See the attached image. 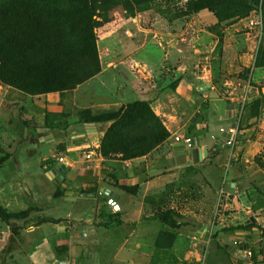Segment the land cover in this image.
<instances>
[{"label": "crops", "instance_id": "obj_1", "mask_svg": "<svg viewBox=\"0 0 264 264\" xmlns=\"http://www.w3.org/2000/svg\"><path fill=\"white\" fill-rule=\"evenodd\" d=\"M168 45L164 47L169 52ZM167 57L173 60L172 55L167 54ZM143 60L144 57L135 52L107 51L99 73L76 88L61 92L32 95L0 82V147L8 153L0 163V205L12 212L36 208L27 217L13 219L10 224L0 219V264H57L61 261L71 264L67 256L74 245L83 251L88 238L99 237L98 232L114 235L117 244L121 243L118 249L131 242L138 250L148 243L151 246L147 250H152L160 232L177 230L156 218L155 211L165 209L181 215L178 240L189 242L196 249L214 235L217 246L227 245L228 251L237 253L240 263L250 262L247 251L250 240L256 239V230L247 224L254 222L249 219L255 197L250 196L252 190L243 188L245 178L236 167L224 169L229 161L228 146L221 132L229 131L217 126L230 121L234 115V109L223 103L221 92L245 91L244 79L233 74H217L212 68L200 71L181 62L176 83L165 93L161 92L153 71ZM86 85L104 89L109 99L84 106L82 99L88 95L80 98L79 93ZM148 89L151 98L156 97L155 107L169 131L168 138L147 154L124 160V163L115 159L107 162L98 151L87 158L88 148L99 147L102 131L94 121H79L80 110L88 106L93 109L122 107L142 97L146 99ZM96 90H90L89 99ZM208 100L213 110L205 109ZM204 110L208 112L210 133H217L212 144L207 145H201L203 137L197 133L204 124L194 120V114ZM55 116L60 120L51 123L49 119ZM64 116L66 125L60 124ZM87 122L94 123L95 133L88 135ZM191 124L194 128L189 132ZM80 127L85 130L86 140L77 133ZM57 132L63 133L61 140H57ZM177 135L189 137V145L175 140ZM218 137L221 140L217 141ZM195 141L198 144H194ZM56 145L60 153H55ZM36 146H43L44 151ZM193 147L207 148L197 162H193L190 152ZM2 154L0 152V157ZM234 154L237 155L238 150ZM60 155L65 157L62 162L58 160ZM57 163L68 167L63 179L56 170ZM71 175L73 178L68 179ZM87 176L95 177L99 184L97 191H92L94 195H84L81 191L89 184ZM60 180L63 186V182L72 184L65 198H72L78 207L65 211L61 201L60 209L52 213L49 203L59 202L60 198L49 193L48 188L53 181ZM232 182L234 186H230ZM120 185H137L138 188L135 193H129ZM231 188L235 190L233 193ZM75 191L78 194L75 195ZM104 203L109 204L111 213L115 214L106 227L98 223L102 220L100 204ZM114 204L118 209L113 208ZM259 213L255 212L257 221L254 223L264 226V214L258 216ZM43 217L54 221L40 222ZM239 225L242 227L238 228ZM118 228H131L129 237L135 236L133 241L112 234ZM222 236L229 237L230 241L224 244ZM41 245L51 250L50 259L42 258L38 248ZM60 245L67 246L68 251H58ZM175 249L178 254L188 255L180 245ZM144 260L150 263L152 254L145 253Z\"/></svg>", "mask_w": 264, "mask_h": 264}, {"label": "rangeland", "instance_id": "obj_2", "mask_svg": "<svg viewBox=\"0 0 264 264\" xmlns=\"http://www.w3.org/2000/svg\"><path fill=\"white\" fill-rule=\"evenodd\" d=\"M89 2L93 13V32L100 66L107 51L135 52L144 57L143 61L148 63L154 73L157 86L165 93L176 83L179 76L177 70L181 62L200 71L212 68L217 74H233L244 79L245 91L239 94L221 92L223 103L234 109V115L229 118L230 121L217 126L232 133L229 139H224L228 146L229 160L224 169L234 166L244 176L243 188L252 190L250 196L255 197L249 221L256 222L255 212H260L258 216L264 214V0H89ZM252 16L261 18L262 31L259 37H256V28L249 25V18ZM128 29L130 32L126 33ZM166 44H169V52L164 47ZM167 54L172 55V61H169ZM85 58L87 55H81L79 61ZM90 86L86 85V89H81L79 93L80 98L86 93L88 95L82 99L84 106L94 101L109 99L104 89ZM90 90H96V93L90 95L92 99H89L92 92ZM145 95L146 99L142 97L140 101L149 103V111L122 130L124 137H129L126 139L128 144L144 133L148 135L158 133L161 125L166 128L163 117L155 107L156 97L151 98L149 89ZM231 98L235 100L232 101ZM119 107L109 109L85 107L80 110L82 120L79 121H83L85 117H96L100 113L116 111ZM207 108L213 110L209 100L205 104V109ZM252 112L255 116L248 118ZM52 117L50 115V118ZM57 119L60 120L55 116L49 120L52 123ZM194 120L202 121L204 124L202 129L197 130L203 137L201 145L212 144L217 133L214 132V135L210 133L207 125L208 112L204 110L195 113ZM62 123L66 125L65 116L60 124ZM110 124L111 121L96 122L97 129L102 131L100 140ZM57 133L59 134L56 136L57 140H61L63 133ZM77 133L86 140L83 128L80 127ZM219 140L221 138L218 137L217 141ZM194 144L198 142L195 141ZM36 149L44 151L43 146H36ZM54 150L55 153L61 152L59 145H56ZM235 150H238L237 155L234 154ZM104 158L107 162L115 159L124 163L120 153ZM71 178L72 175L68 176V179ZM61 182L62 180L53 181L48 188L49 193L60 198L59 202L49 203V211L52 213L60 209L61 201L64 202L65 211L70 207L72 209L78 207L72 198H65L69 195L66 190L72 184L63 182V186ZM90 205L91 203L88 204ZM260 208L262 210H259ZM99 210L102 220L98 223L106 227L115 214L111 213L112 208L109 204H100ZM99 224L96 222V225ZM179 229L174 232L175 235L169 232L160 235L152 250H147L151 246L148 243L142 245V250H138L135 243L131 242L118 249L121 243L117 244L114 235L98 232L99 237L88 238L85 243L86 249L80 251V248L74 245L67 257L72 261L71 264H264V255L259 253L262 248L264 252V233L258 228H253L256 230V239L250 240L249 243L251 255L254 251L258 254L256 263L250 260L251 255L248 257L250 262L240 263L234 250L230 252L216 245L214 235L209 237L208 243L195 249L191 243L178 240ZM130 231L131 228H118L115 232L112 231V234L117 233L121 238L129 237ZM134 238L135 236L129 237L131 241ZM220 238L224 244L230 241L229 237ZM179 245L185 248L187 256L178 254L175 246ZM60 246L61 251H68L63 249L64 245ZM38 248L42 258L46 260L51 258L52 252L46 245ZM145 253L152 254L150 263L144 260Z\"/></svg>", "mask_w": 264, "mask_h": 264}, {"label": "trees", "instance_id": "obj_3", "mask_svg": "<svg viewBox=\"0 0 264 264\" xmlns=\"http://www.w3.org/2000/svg\"><path fill=\"white\" fill-rule=\"evenodd\" d=\"M93 26L89 0H0V82L32 95L76 88L101 70ZM81 55H87V58L79 61ZM149 109L147 101L138 100L116 111L83 120L111 121L101 138L99 152L103 157L120 153L122 159L126 160L147 154L169 136V131L161 125L158 133H144L127 143L129 137H124L123 128ZM253 116L254 112L247 117ZM193 128L191 124L188 131ZM0 152L4 153L0 157L2 163L8 153L2 147ZM87 179L89 184L81 191H97L99 184L96 178L87 176ZM119 187L129 193H135L138 188L137 185ZM33 209L12 212L0 205V219L10 224L13 219L27 217ZM155 216L175 230L181 226L178 223L181 215L174 210H159ZM44 221L54 219L43 217L40 222ZM247 226L264 233V226L254 222ZM167 233L160 232L157 242L160 235ZM63 249L67 250V246H63ZM259 253L264 255L263 248ZM257 258L258 254L252 252L250 260L256 263Z\"/></svg>", "mask_w": 264, "mask_h": 264}, {"label": "water", "instance_id": "obj_4", "mask_svg": "<svg viewBox=\"0 0 264 264\" xmlns=\"http://www.w3.org/2000/svg\"><path fill=\"white\" fill-rule=\"evenodd\" d=\"M85 125L87 126L88 135H91L92 133H95V131L92 130V127L94 126L93 122H87V123H85ZM221 136L224 139H229L231 137V133L230 132H221ZM187 151H188V147H187ZM206 151H207L206 147H203V148H201V147H193V148H191L190 152H191V155H192L193 162H197L200 158H202V156L206 153ZM67 169H68V167H66L62 163H57V165H56V170L60 173V175H62L61 176L62 179L64 178ZM230 186H234V182H232L230 184ZM230 190L233 191L232 188ZM74 194L76 195V194H78V192L75 191ZM79 194H82V193H79ZM83 194L84 195H88V194L94 195L95 192H91V193L85 192ZM80 222H82V220H80ZM79 229L80 230L83 229V226L80 225ZM225 247H228V246L225 245ZM239 252H242V249L239 250ZM57 264H65V263L61 261V262H58Z\"/></svg>", "mask_w": 264, "mask_h": 264}, {"label": "built area", "instance_id": "obj_5", "mask_svg": "<svg viewBox=\"0 0 264 264\" xmlns=\"http://www.w3.org/2000/svg\"><path fill=\"white\" fill-rule=\"evenodd\" d=\"M249 25L250 27H255L256 29V37H259V35L261 34L262 31V21L261 18L259 16L256 17H250L249 18ZM129 30H126V33H129ZM231 133V132H230ZM232 136V133H231ZM175 140L179 141L182 140L184 144L189 145L191 139L189 137H180L179 135L175 136ZM97 151L99 152V147H90L88 148V150L86 151V157L89 158L91 157L93 154L97 153ZM100 153V152H99ZM58 160L60 162L65 160V157L63 155L58 156ZM113 208H117V204H114ZM118 209V208H117ZM251 255V251L248 250L247 251V256L250 257Z\"/></svg>", "mask_w": 264, "mask_h": 264}]
</instances>
